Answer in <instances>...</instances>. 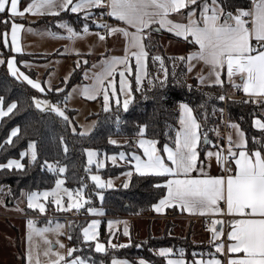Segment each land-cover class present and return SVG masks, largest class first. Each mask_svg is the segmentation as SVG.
<instances>
[{
	"label": "snow or ice",
	"instance_id": "1",
	"mask_svg": "<svg viewBox=\"0 0 264 264\" xmlns=\"http://www.w3.org/2000/svg\"><path fill=\"white\" fill-rule=\"evenodd\" d=\"M20 0H0V13H7V17L0 20L5 28H8L10 22V33L5 30L0 33L3 40V46L9 47L11 52L21 53L20 34L24 28L23 24L17 23L15 17H23L25 14L31 15H52L59 16L63 11L72 13H83L84 18L88 19L92 16L91 9L100 8L107 9L106 13L115 20L122 22L125 27H118L106 23L97 24L96 27L104 29V34L96 32L98 39L104 41L106 37L114 34H121L126 39L124 56L108 57L101 64V71L94 73L92 76L93 83L91 86H86L83 89V95L89 100H95L99 95L103 96V110L110 111V96L116 97L117 90L114 81L109 79L113 77L118 70V66L123 65L129 75L133 74L131 61L135 62V83L137 91L141 84L142 72L147 75V59L149 53L146 50L144 43L146 33L145 29H149L153 23L159 24L160 28L166 29L175 36L198 46V51L189 53L186 57H178L182 61L189 62L188 72L193 70L192 61L202 62L208 67L209 76L214 77L212 83L217 86H223L224 80L222 74L226 71L228 81L235 88L242 86L243 92L249 97L264 98V0H252L251 7L236 8L235 11L226 10L223 0H31L23 10L19 8ZM182 9H187L186 15L182 13ZM179 14L185 16L186 23L174 22L169 19L170 14ZM57 27L63 28L68 33V39L81 38V33L74 30L67 23L58 24ZM134 29V31H129ZM32 32V29H28ZM89 32L88 25L83 27V33ZM55 36V33H47ZM10 36V45H9ZM255 41V44H253ZM79 55V53H76ZM171 59V58H170ZM153 61H159L161 69H164V60L161 56L155 55ZM6 63L8 72L17 80H21L30 85L33 89L39 92H44L45 89L37 80L30 78L24 72L20 71L16 66L15 57L8 58L6 61L0 59V64ZM86 64L87 61H84ZM27 67L28 65L25 64ZM77 61L76 67H79ZM96 67V65H93ZM240 76L241 83L236 84L233 78ZM120 77V93L127 95V99L123 101L122 107L125 112L128 111L131 97V84L125 79V71H119ZM85 78L88 76L85 74ZM200 83H203L206 77L199 75L197 77ZM108 81L107 86L105 81ZM67 77H65V82ZM167 81V71L165 70L164 78L160 80V86L164 87ZM191 86H189L190 88ZM111 88V92H109ZM51 90V89H49ZM57 92L62 89L57 88ZM65 97V101L70 98ZM219 100H225L224 95L218 97ZM35 107L41 111H50L62 118L65 122H69V117L65 115L57 104L48 100H41L33 97ZM117 106H120L119 99L116 100ZM4 100L0 97V118L5 117L17 108L15 102L9 103L6 109L3 107ZM203 105H201L202 107ZM180 128L175 133L174 145L169 147L165 144L161 149L157 148L158 141L156 139H145L146 125L139 126L137 135L141 137L134 143L143 151V157L136 153H132L129 162L134 161V171L139 176H157L165 177L163 185L156 184L155 187H164L167 189V195L153 205L155 212L160 213L165 207H171L174 204L179 205L182 209L189 213L199 212L200 215L222 216L227 215L232 217L229 221L230 231L227 233L228 241L231 243L225 245L222 237L224 236L223 222L219 219L211 221L209 231L211 233V242L216 253L225 254V248L228 254H242V256H229L227 264H264V144L259 147H248V141L245 139L243 131L239 125L230 124L229 126L236 129V134L239 137L237 141H233L232 137H228L227 156L223 150H218L215 153L212 151L206 152V158L211 160L215 156L217 164L221 169L228 173L226 176H208L204 173L202 164L198 167L199 159V143L201 140L200 127L196 116L193 114V109L184 102L179 104ZM223 111V110H221ZM119 123V117H117ZM254 126L260 130H264V122L260 119L253 121ZM75 133V128L72 129ZM19 128H13L6 140L7 144L13 142V137H17ZM85 133H81L84 135ZM204 140L207 142V134H204ZM61 143L63 138L61 137ZM109 143L116 144L117 141L109 140ZM236 149L234 151L233 149ZM68 151L67 146L64 147V152ZM88 156V163H93V158L97 153L91 149H85ZM167 163L165 161V155ZM31 161L37 160V151L35 142H30L28 152H21L20 158L23 159L29 155ZM121 160L125 159V153H119ZM113 163L116 157L110 158ZM226 161H229L225 167ZM231 162H234L235 167H232ZM45 165L49 172L63 174L66 171V166H58L45 161ZM102 163H98L97 167H103ZM25 165L17 159H9L7 163H0V169L23 170ZM88 171V169H85ZM199 171L201 176L193 177V171ZM133 172L130 170L125 175L131 177ZM182 177V178H181ZM90 179L94 182L97 189L111 188L112 181L104 182L100 175H91ZM65 181L57 178L55 188L51 191H32L22 193L26 196L27 207L29 209H38L40 213L46 211L45 204L41 200H47L50 196L53 197L52 203L57 206L58 210L70 211L88 205L86 211L92 215H104L103 211L91 207V196H86L84 188L86 185H81L79 189L73 193L67 188H63ZM128 187V183L123 185ZM67 195V206L62 203V195ZM96 195L101 201L104 197L102 192H97ZM223 202V207L221 206ZM100 224L99 220H92L87 227L82 229V237L85 243L94 241L97 238V228ZM29 233L28 242L30 245L28 261H32L33 233L43 235L49 231H55L57 234H62L60 229L63 225L56 224L55 229L43 228L37 229L32 220L27 222ZM219 226V227H218ZM112 222H109L111 229ZM124 236H129V228L126 226L123 230ZM71 239V237H69ZM219 241V243H216ZM44 243L49 245L44 255H49L52 252L51 242L47 239ZM56 243L63 248L64 245L58 240ZM112 248H123L127 245H113L109 241ZM139 247V245H137ZM75 248L67 250V256L73 257ZM97 253L106 251L105 245L97 242L95 244ZM57 259L51 264H86V261L79 256L71 260H66L64 255L56 252L53 253ZM172 254V249L161 248L158 255L166 259L167 264H188L184 259V251L180 250L179 259L169 258ZM191 264H224V261L212 256L205 260L203 258H195L197 253H193ZM203 255L202 253L200 254ZM111 264H129L127 260L113 258ZM138 264H148L144 259H140Z\"/></svg>",
	"mask_w": 264,
	"mask_h": 264
},
{
	"label": "trees",
	"instance_id": "2",
	"mask_svg": "<svg viewBox=\"0 0 264 264\" xmlns=\"http://www.w3.org/2000/svg\"><path fill=\"white\" fill-rule=\"evenodd\" d=\"M251 3L252 0H223L226 10L231 11H235L236 8L247 9L251 7ZM97 14L98 12L92 13L91 17L85 19L83 14L63 12L59 16L41 18L34 24L45 26L59 33L61 28L57 25L67 23L77 32H82L85 24L88 28L96 27L94 18ZM5 30H10V22L7 29L3 23L0 24V33ZM167 36L174 39L171 35L167 34ZM160 37L154 34L152 39L147 40L149 53L147 77L137 91V85L132 76L133 100L128 111L125 112L120 106L112 103L110 111L97 115L96 128L88 135H81L80 132L74 133L69 122H65L55 113L35 108L32 99L40 93L25 82L13 77L4 64L0 66V97H3L4 106L7 107L12 102L17 104V108L5 116L0 123V163L20 157V153L26 150L29 143L33 141L37 151V160L29 162L25 159L23 170L3 169L0 171V188L3 186L9 190V199H17L22 192L52 189L59 176L64 178L66 186L70 189L77 190L83 184L86 185L84 188L86 194H95L99 190L89 182L88 171L85 170L87 167L85 149L93 148L106 156L121 152L129 155L138 154L140 151L134 141L139 139L138 127L143 125L147 126L144 137L156 139L159 149L162 150L165 144L175 147V133L180 128L179 104L181 102L187 103L193 109V114L201 125L202 142L204 134H207L209 142L206 147L213 142L219 143L220 136L217 138L215 134L221 126V110L224 109V100L221 101L218 97L232 93L229 91L230 85L224 83L221 87L214 84H202L195 77L189 80L186 60L182 61L177 57L166 55L159 42ZM1 41L2 36H0L1 54L5 58L13 56L10 51L4 50ZM155 55L163 58L164 69H161L159 61L152 60ZM14 56L18 65L24 69H26L25 62H47L49 60V58L40 56ZM83 69L84 67H81L73 72L67 88L60 92H49L47 96L54 102H64L69 88L82 82ZM165 70L167 81L165 86L161 87L160 80L164 78ZM30 75L35 78L36 73L30 71ZM226 108L229 121L236 123L243 130L249 148L259 147L261 143H264V130L256 128L253 123L255 119L264 120V106H260L255 100L229 99ZM117 117H119V123H117ZM13 128H19V133L13 138L11 144H7L6 140ZM61 137L63 143H61ZM114 137L124 138L127 143L125 145L109 143V140ZM65 146L68 149L66 153L64 152ZM45 161L58 164V166H66L65 173L49 172ZM129 168V165H108L99 171L103 177L110 178L120 175ZM91 170L98 171L95 167ZM164 182L165 177H142L133 174L127 188L120 186L104 192L102 207L106 216L117 218L153 215V205L159 202L166 190L164 187L158 188L155 185H163ZM81 226L74 228L69 224L67 240L71 246L85 249L82 254H74L84 257L93 264H111L113 258L124 259L132 264H137L138 258H144L151 264H167L164 257L156 254V250L160 248L181 249L187 257H193L194 252L198 255L208 250L200 244L189 242V244H182L178 240L166 238L160 241H148L141 246L143 249H132L126 246L97 253L90 244L82 241L79 233ZM102 230L104 231V228ZM17 247L20 251L19 246Z\"/></svg>",
	"mask_w": 264,
	"mask_h": 264
},
{
	"label": "rangeland",
	"instance_id": "3",
	"mask_svg": "<svg viewBox=\"0 0 264 264\" xmlns=\"http://www.w3.org/2000/svg\"><path fill=\"white\" fill-rule=\"evenodd\" d=\"M30 38L26 39V42L29 41ZM61 46H64V52H58L56 49H60ZM45 50L47 52H53V54H56L54 56L52 53L49 54V56H45L49 58L47 62H31L27 66L28 69L33 70L36 72L35 79L41 83V86L45 89L46 92H39L40 95L36 96L35 98L41 99V100H48L52 103L57 104L62 110H64L65 115L69 117V124L71 129L75 128V132L90 134L92 133L97 125V115L104 113L103 110V96L102 94L98 96V100H89L84 97L82 94L83 88L81 85H74L69 88L67 91V97L70 95V98L67 99V101L64 102H54L52 99L47 96L49 92L47 91H56L57 88L59 89H65L68 86L69 79L71 78L73 72L76 69H80L81 67H86L90 60L87 57L86 54L87 51L83 48V50L78 51L79 55L71 54L66 42H56L52 44L46 45ZM58 52V53H57ZM61 54V55H60ZM77 61H79L80 66L76 67ZM84 61H87L85 64ZM1 65V64H0ZM84 65V66H83ZM147 72V68H146ZM85 74H87L88 82L89 77L91 76V72L86 71L84 73V79ZM134 76L135 79V73L133 75H125L126 81H128L131 84L132 89V82L131 78ZM65 77H67V81L65 82ZM147 75H144L142 72L141 75V84L139 87L142 86L145 78ZM188 78L191 80L194 78V75L192 73H188ZM196 78V77H195ZM228 80V79H227ZM114 84L117 90V96L112 97L110 96V110L112 108V103L114 105L116 104V100L119 99L120 101V107L123 109L122 104L125 99H127V95L124 93H120V77L114 80ZM107 86V85H106ZM51 89V90H49ZM235 87H231L229 90L230 92L235 91ZM109 92H111V88H109ZM131 101L133 100V94L131 92ZM129 103V105H130ZM35 106V105H34ZM3 107L6 109V107L3 105ZM36 108V107H35ZM39 110V109H38ZM50 112V111H45ZM53 113V112H52ZM4 117L0 118V123ZM230 124H236L231 123ZM240 128V126H239ZM232 140L237 141L239 137L236 134V129L232 128ZM241 131H243L240 128ZM244 133V132H243ZM221 134V127L219 126V129H217L215 136L218 138ZM245 135V134H244ZM14 138V137H13ZM12 138V139H13ZM246 139V138H245ZM111 140L117 141V143L122 142L121 138H112ZM97 153V156L93 158V163L89 165L88 163V156L86 152V169H88V178L89 182L93 185L94 182L90 179L91 175H100L102 180L104 182H107L108 180L112 181V187L111 188H104V189H98L97 192H104L109 189H115L118 186H123L125 182L129 183V178L123 174L122 176L117 177H110L105 178L100 173L99 170L105 169L108 164H118L119 161L123 162V160L120 159L119 154L110 155L108 158L106 155H101L98 150L89 148ZM23 152H28V147ZM115 156L116 161L113 163V161L110 159L111 157ZM20 160L21 163L24 164V160L27 159L29 162L31 161L30 153L29 155H26L23 159L20 157L13 158ZM7 163V162H6ZM98 163H102L104 166L98 168ZM111 165V164H109ZM122 165L128 166V164L125 162ZM95 167L98 169V171H92L91 168ZM3 169H0L2 171ZM12 170L21 171L13 168ZM124 173V172H123ZM58 178L63 179L62 176H59ZM121 180V181H120ZM65 181V180H64ZM120 181V182H119ZM63 188L69 189V191H72L75 193L76 190L70 189L69 187L62 185ZM55 188V185L52 189ZM52 189H46V190H40L39 192L43 191H51ZM95 194H86L85 189L84 193L86 196H91V207H94L98 210L103 211L104 215H92L89 214L86 211V208L88 205H85V207L81 208L79 211L76 209H72L70 211H63L58 210L57 206L52 203L53 197H49L47 200H41L42 203L45 204L46 211L42 214L39 212L38 209H29L27 207V199L25 195H22V193H29V192H22L20 196L17 199H9V190H7L6 187L0 188V264H29L28 261V254H29V242H28V220H32L34 222V225L37 229H43V228H50L55 229L56 224L63 225V227L60 229V232L62 234H57L55 231H49L47 233H44L43 235H37L36 233H33V247H32V261L31 264H51L52 261H55L57 257L53 253H60L61 255L65 256L66 260L74 259L75 257L79 256L80 258L84 259L86 261V264H93L86 260L84 257L80 255L75 254H82L85 249H82L81 247H73L70 245L69 241L67 240V231L69 224L72 225L74 228H78L81 226L79 233L80 237L83 241L82 237V229L84 227H87L89 223H91L92 220H99L100 224L97 228V238L94 241L87 242L90 244L94 251H95V244L97 242L104 244L106 251L112 249L109 245V241L111 244L114 245L117 243H123V245L130 246L132 249H143L141 246L148 241H160L162 239H172L175 241H179L182 244H195L192 240L189 239L190 230L187 231V227L184 228L178 225L177 221L174 219L173 215L174 213H167L166 217L163 219H152L154 215H144V220H142V223L140 224L141 233L137 235H132L131 239H129V236H121L119 235V231L124 230V228L127 226L130 230L131 225L133 222L126 220V219H116L107 217L104 208L102 207V201L99 199V197ZM67 195H62V203L64 206H67ZM112 222L111 229L109 228V222ZM150 223V224H149ZM104 228V231L102 230ZM108 235V236H107ZM47 239L51 242V249L52 252L49 253V255H44L45 251L48 250L49 245L44 243V240ZM59 241L64 245L63 248L59 247V245L56 243V241ZM84 242V241H83ZM189 242V243H188ZM139 245V247H137ZM20 251L18 250V247ZM69 248H75L76 251L73 253V257L67 256V250ZM105 251V252H106ZM96 252V251H95ZM144 259V258H138ZM145 260V259H144ZM146 261V260H145ZM61 264H64L62 261Z\"/></svg>",
	"mask_w": 264,
	"mask_h": 264
},
{
	"label": "crops",
	"instance_id": "4",
	"mask_svg": "<svg viewBox=\"0 0 264 264\" xmlns=\"http://www.w3.org/2000/svg\"><path fill=\"white\" fill-rule=\"evenodd\" d=\"M30 2H31V0H28L25 2L20 0V2H19L20 10H23V8L26 7L28 5V3H30ZM74 2H75V0H74ZM90 11H91V13L98 12V14L94 18V21H95L94 23L96 25L101 24V23H106V24L113 25V26L125 27V25L122 22H119V21L115 20L113 17H110L106 14H104L103 16L104 17L106 16L107 19L99 20L97 16L101 15V13H106L107 9L93 8ZM63 12H70V11H63ZM63 12H61V13H63ZM181 12L185 13V15H186L187 9H182ZM74 14H83V13H74ZM7 15H8L7 13H0V20L5 19L7 17ZM49 16H52V15H43V16L36 15V16H34L31 14H25V16H23V17H15L14 19L17 23L24 25V28L20 34V45L22 48V52L21 53H14V52H11L10 46L9 47L3 46L4 50L6 52L10 51L13 56L5 58L1 54V51H0V59H4L6 61L8 58L15 57L14 55H29V56H40V57L47 58L45 56H49V54H51V53L53 54L54 51L53 52H47L45 50L46 45L56 43V42H58V43L59 42H61V43L66 42L71 54H75L78 51L83 50V48H84L88 53L86 55L89 58L90 62L83 69V74H82L83 80H82V82L76 84V85H81L82 88L84 89L86 86L92 85V83H93L92 76L94 73L101 71V64H102L104 59H106L108 57H112V56H116V57L124 56L126 39L121 34H114L112 36L106 37V39L104 41H100L98 39L97 35H95L96 32H100L99 31L100 29L95 27V28H89V32L87 34H84L83 31L80 32L81 38H76V39L70 40L67 38L68 37L67 31L63 28H61V29L59 28L60 29L59 31H61V32L55 33L53 30L48 29L45 26H42V25L37 26L34 24L39 19L44 18V17H49ZM169 19L173 20L174 22L186 23L185 16L175 14V13L170 14ZM60 24H62V23H60ZM29 28L32 29V32L28 31ZM129 31H134V29H129ZM9 33H10V30H9ZM47 33H55V36L48 35ZM145 33H146V37H145L144 43L146 45L147 51H148L147 40L152 39L154 34H156L157 36H161L159 42L162 45V48H163L165 54L168 56L177 57V58L182 57V56L186 57L189 53L198 51V46H194L192 43L185 41L184 39H182L180 37L175 36L173 33L167 31L166 29L160 28L159 24H156V23L151 24L149 29H145ZM164 34H166V35H164ZM167 34L174 37V39L168 37ZM28 38H30V40H29L30 42H26V39H28ZM176 39H178V40H176ZM1 43L3 45V40L1 41ZM9 45H10V36H9ZM56 51H58V52L63 51L64 52V46H61L60 49H56ZM53 55L56 56V54H53ZM31 62H33V61H29V62L24 63V67L26 69L20 67L18 65V63L16 64V66L19 68L20 71L24 72L26 75H29L30 78L36 80L34 77H32L30 75V71H32V72H34V71L31 69L29 70L28 67L25 66V64L29 65V63H31ZM131 63H132V67H133V73H135V62H134V60H132ZM191 63L194 65V67L190 73H192L194 75V77L197 78L199 75H203L204 77H206V79L204 80V82L202 84H213L212 81L214 80V77L209 76L208 67L203 65L202 62L192 61ZM1 65H3V64H1ZM4 65L7 67L6 63H4ZM93 65H96V67H93ZM186 65L188 68L189 62L186 61ZM121 70L125 71L126 76L128 75V72L125 70L124 66L120 65V66H118V70L114 74V76L109 77V79L114 81L115 79L119 78V71H121ZM86 71H89L92 73L91 76L89 77V82L86 78L84 79V73ZM222 79L224 80V83H227L228 85H230V87L233 88L232 84L227 80L226 71L222 74ZM233 80L235 81L236 84L241 83L240 76H238V75L235 76L233 78ZM107 84H108V81L106 80L105 85H107ZM241 88H242V86H241ZM242 91H243V89H242ZM44 92H46V91H44ZM47 92H50V91H47ZM97 100H98V97L94 101H97ZM261 122H264V120H261ZM140 138L141 137H139V139ZM143 138L149 139L146 137H143ZM121 140H122V142L116 143L115 145H125L127 143L126 139L121 138ZM204 143H205V140L202 142V137H201L199 147H198V151H199L198 167L202 164L204 173H206L208 176H213V177H215V176H226V174H224V171L217 164L215 156H213L211 158V160L206 158V152L212 151L213 153H215L216 151L220 150L219 149V143L218 142L210 143V145L208 147H206L204 145ZM261 144H264V143H261ZM136 147H137V149H139L137 145H136ZM157 148H158V146H157ZM172 148H174V147H172ZM233 150L236 151L235 148ZM139 151L140 152L137 155H140L141 158H144L142 149H139ZM161 154L165 155V154H163V152H161ZM131 155L125 153V159L123 160V162L119 161L118 164H112V163H107V164L108 165L109 164H111V165H122L126 162L130 166V168L118 176H122L123 174L127 173L130 170L133 172V174H136L134 171V167H133L135 162L134 161L129 162L131 159ZM108 157L109 156H107V158ZM165 161L167 163L166 155H165ZM232 167L233 168L235 167L234 163L232 164ZM133 174H132V176H133ZM149 176H151V175H149ZM191 176H193V177L201 176V173L198 170L193 171L191 173ZM115 177H117V176H115ZM131 177L130 178L128 177L129 181H130ZM165 180H166V178H165ZM118 187H120V186H118ZM118 187H116V188H118ZM166 195H167V189L165 190L164 196H166ZM221 206L223 207V202H221ZM167 213H174L173 214V215H175L174 219L178 222L177 224L180 225L181 227L183 226L184 228L187 227V229H186L187 231L190 230V234L188 236L190 240H192L195 244H200V245H203L204 247H207L208 250L206 252H204V254L202 256L200 254H198L195 258H197V259L203 258V259L207 260V259L211 258L212 256H216L217 258L223 260L224 264H227V259L229 256H233V257L242 256V254H228L226 251V248H225V254L224 255L216 253L215 248L213 247V243L211 242V233L209 231V228L211 227V223L209 224L208 228L203 227V225L206 222L204 217L213 216V215H200L199 212L189 213L188 211L182 209L179 205L174 204L171 207H165L162 210V212H160V213L155 212L153 209V215L154 216L152 217V219H154V220L163 219L166 217ZM213 217H215V219H219L223 222V220L220 218V216H213ZM116 219H126V220L133 222V224L131 225L130 230H129V232H130L129 239H131L132 235H134V234L137 235V234L141 233L140 232L141 231L140 224L142 223V220H144V217H142V216H124V217H117ZM223 229H224V226H223ZM229 231H230V225L228 226L227 231L224 230V236L222 237V240L224 241L225 245L231 243V241H228V239H227V233ZM119 235H120V237L124 236L122 231H119ZM124 237H126V236H124ZM216 243H219V241H217ZM121 244H123V243H117V244L114 243V245H121ZM180 250L181 249H177V250L172 249V254L170 255L169 258L179 259L180 258V256H179ZM158 251H159V249L155 251L157 255H158ZM185 255H184V259L186 261H188V264H191V260L193 259V257H187ZM116 259H119V258H116ZM120 260H124V259H120ZM139 260H137V262ZM165 262H166V259H165ZM129 264H132V263L129 262ZM148 264H151V263L148 262Z\"/></svg>",
	"mask_w": 264,
	"mask_h": 264
},
{
	"label": "built area",
	"instance_id": "5",
	"mask_svg": "<svg viewBox=\"0 0 264 264\" xmlns=\"http://www.w3.org/2000/svg\"><path fill=\"white\" fill-rule=\"evenodd\" d=\"M99 20H104L107 19V17L103 16V15H98L97 16ZM101 34H104V29H100L99 30ZM253 44H255V41H253ZM229 99H245V100H255L258 102V104L260 106H264V98L261 97H249L248 95H246L243 91L242 88H236L235 91L233 93H228L225 95V100H224V109L221 113V134H220V138H219V149L223 150V153L225 156H227V149H228V137L232 136V129L229 126L230 125V121L228 119V113H227V101ZM229 161H226L225 163V167L228 166ZM234 162H231V164H233ZM224 174H228L226 172H224ZM220 218L223 220V226H224V230L227 231L229 224V221L231 219H233L230 216L227 215H222L220 216ZM205 219V224L203 225L204 228H208L209 224L211 223V221L213 219H215V217L213 216H207L204 217Z\"/></svg>",
	"mask_w": 264,
	"mask_h": 264
},
{
	"label": "water",
	"instance_id": "6",
	"mask_svg": "<svg viewBox=\"0 0 264 264\" xmlns=\"http://www.w3.org/2000/svg\"><path fill=\"white\" fill-rule=\"evenodd\" d=\"M207 144H208V140H207V142L204 143V145L207 146Z\"/></svg>",
	"mask_w": 264,
	"mask_h": 264
}]
</instances>
